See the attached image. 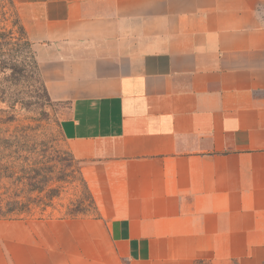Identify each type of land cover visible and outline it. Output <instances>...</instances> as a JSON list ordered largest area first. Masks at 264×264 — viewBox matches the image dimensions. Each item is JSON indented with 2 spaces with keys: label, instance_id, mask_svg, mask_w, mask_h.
Listing matches in <instances>:
<instances>
[{
  "label": "crops",
  "instance_id": "0c3cea01",
  "mask_svg": "<svg viewBox=\"0 0 264 264\" xmlns=\"http://www.w3.org/2000/svg\"><path fill=\"white\" fill-rule=\"evenodd\" d=\"M14 2L95 211L0 264H264V0Z\"/></svg>",
  "mask_w": 264,
  "mask_h": 264
},
{
  "label": "rangeland",
  "instance_id": "374dc122",
  "mask_svg": "<svg viewBox=\"0 0 264 264\" xmlns=\"http://www.w3.org/2000/svg\"><path fill=\"white\" fill-rule=\"evenodd\" d=\"M12 1L0 0V34L12 30L16 21L18 10ZM33 50L36 55L34 45ZM9 75L0 73L1 90L10 86L3 81ZM62 109L50 99L42 76L12 87L5 95L0 93V200L17 192L29 207L23 219L68 218L77 210L94 214L81 166L60 131ZM10 137L15 143L7 146L3 140ZM9 178L20 182L13 186L5 181ZM28 178L43 192L32 191ZM54 190L58 196L50 200Z\"/></svg>",
  "mask_w": 264,
  "mask_h": 264
},
{
  "label": "trees",
  "instance_id": "16d2710c",
  "mask_svg": "<svg viewBox=\"0 0 264 264\" xmlns=\"http://www.w3.org/2000/svg\"><path fill=\"white\" fill-rule=\"evenodd\" d=\"M11 2L13 4L12 0ZM8 72L10 75L5 76L3 81L8 83L10 86L1 90L2 86L0 82L1 95L7 94L9 89H12V87L17 88L21 85L27 84L34 76L41 77L39 65L33 50V43L29 40L19 15H17L16 21L13 24V29L0 34V73L6 75ZM12 139L13 138L10 137L3 140V142L7 146H12L15 143V141ZM9 179L10 180L5 181H7L8 184H12L13 186L20 182V180H13L12 178ZM28 179H30V185L34 189L32 191H37L40 193L43 192L39 184L36 186L33 184L34 180H31L32 178ZM82 181L88 190L89 199L95 209L94 199L87 187L84 178ZM56 191L57 190H54L53 196L49 198L50 200H53V198L58 196ZM29 199H31V197ZM27 205L28 204L21 199L17 192L5 200H0V220H15L22 218L24 214L28 213L29 211V207ZM81 215L86 214L82 210H77L75 213H70L69 217L74 218Z\"/></svg>",
  "mask_w": 264,
  "mask_h": 264
}]
</instances>
